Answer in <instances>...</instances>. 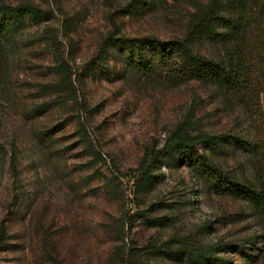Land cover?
I'll return each mask as SVG.
<instances>
[{
	"label": "rangeland",
	"instance_id": "1",
	"mask_svg": "<svg viewBox=\"0 0 264 264\" xmlns=\"http://www.w3.org/2000/svg\"><path fill=\"white\" fill-rule=\"evenodd\" d=\"M212 0H0L50 11L11 26L0 63V264H206L162 249L215 250L264 264L262 226L247 202L216 194L179 150L136 182L149 150L184 124L191 136L254 137L245 105L198 80L140 75L111 38H182ZM227 14L232 0H216ZM194 52L224 58L218 42ZM155 56V54H154ZM201 152L198 145L191 153ZM211 161L255 180V158L223 141ZM225 244L232 246L225 247Z\"/></svg>",
	"mask_w": 264,
	"mask_h": 264
},
{
	"label": "trees",
	"instance_id": "2",
	"mask_svg": "<svg viewBox=\"0 0 264 264\" xmlns=\"http://www.w3.org/2000/svg\"><path fill=\"white\" fill-rule=\"evenodd\" d=\"M50 11L29 4H0V63L6 57L11 26L5 15L18 22L28 18L44 21ZM208 40L220 43L224 58L212 60L193 51L191 42ZM110 46L127 53V66L140 75L164 74L166 78L198 80L222 88L246 106L254 119V137L247 139L222 134L191 136L185 125L178 127L160 149L146 151L140 163L136 182H151L162 177L153 175L163 158L179 150L196 179L216 194H227L244 200L258 218L264 235V0H232L225 14L220 3L212 0L207 9L194 19L182 38L163 41L155 37H119ZM155 54V56H154ZM231 138L236 148L249 151L255 158V180H238L211 161L220 152L223 141ZM201 146V152L191 155ZM225 247L232 246L225 244ZM215 250L194 248L162 249L164 255L178 262L227 264L215 257Z\"/></svg>",
	"mask_w": 264,
	"mask_h": 264
}]
</instances>
